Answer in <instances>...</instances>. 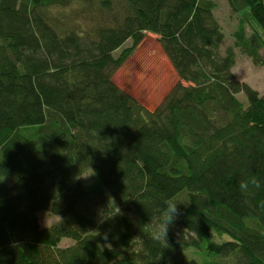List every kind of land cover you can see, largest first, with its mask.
I'll list each match as a JSON object with an SVG mask.
<instances>
[{"label": "trees", "instance_id": "obj_1", "mask_svg": "<svg viewBox=\"0 0 264 264\" xmlns=\"http://www.w3.org/2000/svg\"><path fill=\"white\" fill-rule=\"evenodd\" d=\"M225 1L233 47L214 0H0V264H264V92L233 73L264 65V0ZM148 31L178 76L151 111L113 81Z\"/></svg>", "mask_w": 264, "mask_h": 264}, {"label": "rangeland", "instance_id": "obj_2", "mask_svg": "<svg viewBox=\"0 0 264 264\" xmlns=\"http://www.w3.org/2000/svg\"><path fill=\"white\" fill-rule=\"evenodd\" d=\"M216 7L213 10L218 23L225 34L224 45H234L233 34L238 27V20L241 16L239 13L231 14L228 4L225 0H214ZM249 33V28L246 27ZM264 38V32L260 31ZM158 38L154 33L144 32L143 39L133 48L131 40L126 41L116 54L121 50L132 47V53L125 59L126 61L118 68L117 73L113 76L114 83L123 91L130 93L139 103L151 111L160 103L162 99L170 92L172 87L178 81V76L173 69L169 59L164 54ZM236 62L233 68L234 76L239 80L248 83L259 92H264V65H254L251 58L242 55L239 48L235 47ZM236 97L246 104V98L242 93ZM94 176L91 171L82 175V180L90 184ZM39 224L42 227H48L56 223L60 215H53L49 211H38ZM72 240L62 239L59 246L70 245Z\"/></svg>", "mask_w": 264, "mask_h": 264}, {"label": "clouds", "instance_id": "obj_3", "mask_svg": "<svg viewBox=\"0 0 264 264\" xmlns=\"http://www.w3.org/2000/svg\"><path fill=\"white\" fill-rule=\"evenodd\" d=\"M261 184L256 176L239 183V189L243 193H249L253 189H260ZM183 203L171 197L163 201V207L155 222L152 224V239L156 242L167 245L169 231L175 226L177 219L181 216L179 205Z\"/></svg>", "mask_w": 264, "mask_h": 264}]
</instances>
